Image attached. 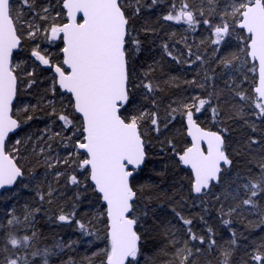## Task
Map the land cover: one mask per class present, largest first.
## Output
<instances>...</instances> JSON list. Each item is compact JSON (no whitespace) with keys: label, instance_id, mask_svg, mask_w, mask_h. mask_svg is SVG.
Instances as JSON below:
<instances>
[{"label":"snow or ice","instance_id":"6c2138e0","mask_svg":"<svg viewBox=\"0 0 264 264\" xmlns=\"http://www.w3.org/2000/svg\"><path fill=\"white\" fill-rule=\"evenodd\" d=\"M0 264H264V0H0Z\"/></svg>","mask_w":264,"mask_h":264}]
</instances>
